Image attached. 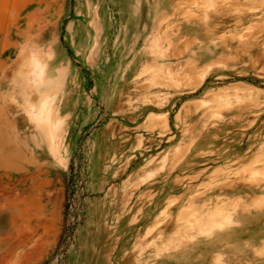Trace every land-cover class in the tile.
<instances>
[{
    "label": "rangeland",
    "instance_id": "1",
    "mask_svg": "<svg viewBox=\"0 0 264 264\" xmlns=\"http://www.w3.org/2000/svg\"><path fill=\"white\" fill-rule=\"evenodd\" d=\"M262 202L264 0H0V264H264Z\"/></svg>",
    "mask_w": 264,
    "mask_h": 264
},
{
    "label": "bare ground",
    "instance_id": "2",
    "mask_svg": "<svg viewBox=\"0 0 264 264\" xmlns=\"http://www.w3.org/2000/svg\"><path fill=\"white\" fill-rule=\"evenodd\" d=\"M40 71H43V69H40ZM40 75H41V74H40ZM40 75H39V76H40ZM41 76H42V75H41ZM38 80L41 81V80H42V77H41V78L39 77ZM37 82H38V81H37ZM42 82H43L44 85H52L53 83H55L54 76L50 75L49 77L43 79L40 83H42ZM40 83H39V84H40ZM39 84H38V85H39ZM42 101H43V100H42ZM47 101H48V100H47ZM40 103H41V101H40ZM45 103H46V101L44 100V101H43V104L46 105ZM48 103H49V102H48ZM41 104H42V103H41ZM44 105H42V106L44 107ZM47 106H48V105H47ZM48 107H49V106H48ZM44 108H46V107H44ZM49 108H50V107H49ZM43 110H45V109H43ZM47 110H48V109H47ZM49 110H50V109H49ZM52 110H53V109L51 108L50 111H52ZM45 111H46V110H45ZM53 111H54V110H53ZM53 111H52V112H53ZM43 112H44V111H42V113H43ZM40 113H41V112H40ZM44 113H45V112H44ZM48 113H49V112H48ZM38 114H39V113H38ZM53 114H54V113H53ZM43 115H44V114H43ZM43 115H42V116H43ZM40 116H41V115H40ZM40 116H39V117H40ZM48 116H49V114H48ZM51 116H52V114H51ZM46 117H47V116H46ZM49 117H50V116H49ZM49 117H47V118H49ZM42 119H43V118H42ZM44 119L46 120V118H44ZM47 122H48V119H47ZM48 123H50V122H48ZM42 126H43V125H42ZM45 126H47V125H45ZM46 128H47V127H46ZM48 128H49V127H48ZM45 130H46V129H45ZM47 130H48V129H47ZM50 131H51V130H50V128H49V132H50ZM50 133H51V132H50ZM50 133H48V134L50 135ZM52 133H53V132H52ZM46 135H47V134H46ZM51 137H52V136H51ZM51 137H50V138H51ZM53 137H54V136H53ZM222 208H223V207H222ZM222 208H220V209L223 211L224 209H222ZM214 209H215V208H214ZM225 209H226V208H225ZM217 211H218V209L216 210V213H217ZM207 212H208V211H207ZM211 213H212V212H210V213L208 212V214H210V215H211ZM205 214H206V213H205ZM217 214H218V213H217ZM223 214H225V213H223ZM226 214H227V213H226ZM191 215H192V214H191ZM215 215H216V214H215ZM205 216L208 217L207 214H206ZM205 216H204V217H205ZM211 216H212V215H211ZM211 216H209V217H211ZM228 216H229V215H228ZM204 217L202 216V219H203ZM219 217H221V215H219ZM222 217H223V216H222ZM228 218H230V217H228ZM228 218H227V217H224V219H228ZM221 219H222V218H221ZM200 220H201V219H200ZM193 221H195V218L193 219ZM198 221H199V219H198ZM202 221H204V220H202ZM225 221H227V220H225ZM200 222H201V221H200ZM200 222H197V221H196L195 224L199 223V224H197L196 226H197V227L200 226L201 228H203L204 225L201 224ZM207 222H208V221H207ZM209 222H210V221H209ZM209 222H208V223H209ZM213 222H214V221H213ZM219 222L222 223V220L219 221ZM223 222H224V220H223ZM203 223H204V222H203ZM187 224H188V223H187ZM211 224H212V222H211ZM215 224H216V223H215ZM202 225H203V226H202ZM213 225H214V224H213ZM213 225H211V227H212ZM222 226H223V224H222ZM200 227H199V229H200ZM213 227H217V226H213ZM219 227H220V226H219ZM219 227H218V229H219ZM207 229L210 230V226H209V228L207 227ZM197 230H198V229H197ZM208 233H209V232H208Z\"/></svg>",
    "mask_w": 264,
    "mask_h": 264
},
{
    "label": "snow or ice",
    "instance_id": "3",
    "mask_svg": "<svg viewBox=\"0 0 264 264\" xmlns=\"http://www.w3.org/2000/svg\"><path fill=\"white\" fill-rule=\"evenodd\" d=\"M260 207L264 208V202H262L260 205ZM205 233H201V235H204Z\"/></svg>",
    "mask_w": 264,
    "mask_h": 264
}]
</instances>
